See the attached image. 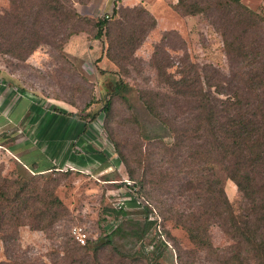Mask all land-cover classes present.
<instances>
[{
  "label": "rangeland",
  "instance_id": "374dc122",
  "mask_svg": "<svg viewBox=\"0 0 264 264\" xmlns=\"http://www.w3.org/2000/svg\"><path fill=\"white\" fill-rule=\"evenodd\" d=\"M239 1L258 15L255 25L237 24L214 6L205 14L180 11L177 0L74 2L76 14L87 21L74 22L66 39L48 31L51 24L38 28V23L41 39L31 53L22 59L0 53V174L29 179L33 171L22 162H30L24 157L34 150L33 160L44 165L42 159L48 158L54 167L42 175L62 205L44 230L22 225L15 240L6 245L0 241V264H217L231 240L204 214L206 201L196 199L201 188L183 185L198 176L197 166H173L175 153L166 149L174 136L170 115L184 120L188 104L158 102L165 125L141 98L168 92L152 65L155 46L156 61L164 59L166 72L175 78L190 63L203 87V76L212 71V92L214 84L225 94L240 92L244 84L239 78L264 59V0ZM5 12L20 13L9 0H0V16ZM102 17L109 29L95 38L93 22ZM120 35L131 41H124L123 49L107 50L108 40ZM224 35L233 46L253 47L260 62L246 65L236 56L230 66ZM118 79L126 86L111 97ZM107 98L110 110L105 114L100 107ZM209 161L237 209L236 186L213 158ZM143 172L169 178L159 191L150 192L147 185L140 190ZM120 204L122 213L116 212ZM174 214L206 227L203 238L212 250L190 241ZM74 229L85 234L87 248L75 240Z\"/></svg>",
  "mask_w": 264,
  "mask_h": 264
},
{
  "label": "trees",
  "instance_id": "16d2710c",
  "mask_svg": "<svg viewBox=\"0 0 264 264\" xmlns=\"http://www.w3.org/2000/svg\"><path fill=\"white\" fill-rule=\"evenodd\" d=\"M86 1L9 0L20 13L10 15L5 12L0 16V53L24 58L40 43L41 36L37 29L44 25L51 24L52 27H46L47 30L57 31V34L61 35L60 41L66 39L72 32L74 22L87 21V18L78 16L73 9L74 2ZM210 6L222 10L232 21L242 26L257 23L258 15L241 5L239 0H215L213 4L200 0L176 2L178 10L190 14H205ZM231 12L235 14L232 13L231 16ZM106 21L105 17H102L93 22L95 38H99L101 33L109 29V23ZM38 23L40 25L36 28ZM124 41L129 43L131 40H124L121 35L117 40L110 38L107 50L110 51V47L123 49ZM138 41L136 40L134 47ZM223 44L230 66H233L236 56H242L246 65L260 62L256 60L258 55L251 53L253 47L238 42L233 46L225 35ZM156 48L157 46L151 56L152 65L159 81L168 92H151V95L142 96L141 101L144 107L154 112L157 119L165 125L167 118L163 115L165 112L161 102L170 100L173 106L183 100L188 104L184 120H176L174 114L170 115L174 136L173 142L166 149L175 153L173 166H197L198 176L189 178L183 185L187 189L190 186L201 188L196 194V199L206 201L204 214L231 240L216 263L264 264V59L256 70L252 69L254 72L250 70L239 78L244 84L240 92L225 94L218 84H214L216 88L211 91L212 71L209 72L211 75L203 76V87L195 66L190 63L187 67L179 68L175 78L173 74L166 72L165 68L169 64L164 62V59L156 61ZM125 86L126 84L118 79L113 83L110 96L119 95ZM110 99L104 100L103 106L100 107L102 113L108 114ZM93 117L92 114L90 118ZM210 157L219 165L223 175L236 186L240 195L237 209L233 208L224 195L221 180L216 177L209 164L212 161H209ZM22 163L33 171V176L29 179L10 178L0 174V241L3 245L15 240L17 228L22 225L30 229L44 230L57 219V211L62 208L60 200L52 188L48 187V180L42 175V172L54 167L47 163L46 167L42 168L40 162L34 160H23ZM128 173L131 176L133 171L129 170ZM140 177L142 179L138 188L141 190V186L147 185L151 192L159 191V185L165 178H169V175L143 172ZM116 212L123 211L120 207ZM174 217L176 224L185 230L190 241L212 250L210 243L203 238L206 235V227L193 226L192 217L183 214H174ZM148 222L152 224L154 220ZM186 222L188 225L184 224ZM83 247L87 248V244Z\"/></svg>",
  "mask_w": 264,
  "mask_h": 264
},
{
  "label": "built area",
  "instance_id": "2783aa9c",
  "mask_svg": "<svg viewBox=\"0 0 264 264\" xmlns=\"http://www.w3.org/2000/svg\"><path fill=\"white\" fill-rule=\"evenodd\" d=\"M125 183H126V186L129 187L130 182L129 181H125ZM130 187H133V186H130ZM120 207H121V204L118 205V208H120ZM72 232L74 234L75 240H77V242L79 244H85L86 240H85V234L83 232H81L80 230H76V229L72 230Z\"/></svg>",
  "mask_w": 264,
  "mask_h": 264
},
{
  "label": "crops",
  "instance_id": "0c3cea01",
  "mask_svg": "<svg viewBox=\"0 0 264 264\" xmlns=\"http://www.w3.org/2000/svg\"><path fill=\"white\" fill-rule=\"evenodd\" d=\"M18 100H19V99H18ZM18 100H17V101H18ZM27 103H28V102L26 101L25 106L27 105ZM27 106H28V105H27ZM28 107H29V106H28ZM39 150H40V149H39ZM33 154H34V150H33L30 154H26L24 158H25V159H28L29 161H32V160H33V159H32V158H33L32 156H34ZM45 157H46V156H45ZM46 158H47V157H46ZM42 160H44V165H42V168H43V167H46L47 163H49V160H48V158H47V160H45V159H42ZM34 161H35V160H34ZM45 162H46V163H45Z\"/></svg>",
  "mask_w": 264,
  "mask_h": 264
}]
</instances>
